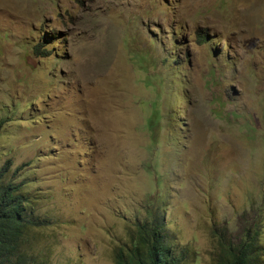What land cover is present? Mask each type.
<instances>
[{"label":"rangeland","instance_id":"1","mask_svg":"<svg viewBox=\"0 0 264 264\" xmlns=\"http://www.w3.org/2000/svg\"><path fill=\"white\" fill-rule=\"evenodd\" d=\"M48 264H115L148 209L210 264L257 225L264 0H0V167Z\"/></svg>","mask_w":264,"mask_h":264},{"label":"trees","instance_id":"2","mask_svg":"<svg viewBox=\"0 0 264 264\" xmlns=\"http://www.w3.org/2000/svg\"><path fill=\"white\" fill-rule=\"evenodd\" d=\"M7 167H0V264H48L39 260L28 247V233L46 225L34 215L30 198L19 185L7 180ZM159 214L148 209V219L137 224L129 241L117 248L115 264H187L185 253H172L162 232ZM257 225L250 226L236 244L219 242L210 264H260Z\"/></svg>","mask_w":264,"mask_h":264}]
</instances>
